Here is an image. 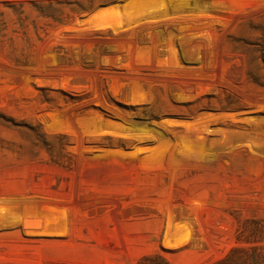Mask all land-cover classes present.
<instances>
[{"label": "rangeland", "instance_id": "obj_1", "mask_svg": "<svg viewBox=\"0 0 264 264\" xmlns=\"http://www.w3.org/2000/svg\"><path fill=\"white\" fill-rule=\"evenodd\" d=\"M0 264H264V0H0Z\"/></svg>", "mask_w": 264, "mask_h": 264}]
</instances>
